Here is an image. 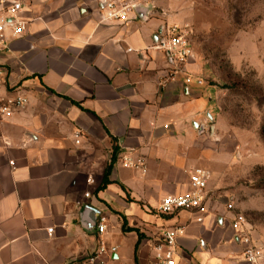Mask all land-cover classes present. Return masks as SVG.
<instances>
[{
	"label": "crops",
	"instance_id": "1",
	"mask_svg": "<svg viewBox=\"0 0 264 264\" xmlns=\"http://www.w3.org/2000/svg\"><path fill=\"white\" fill-rule=\"evenodd\" d=\"M18 1L27 24L0 49V93L28 100L0 121V264H79L97 244L80 222L83 205L106 220L103 237L116 247L106 264H150L173 227L176 264H249L215 200L226 151L204 136L211 97L170 77L160 20L133 11L110 20L106 0ZM114 146L110 182L97 191ZM127 152L145 159V174L121 165ZM199 167L211 173L206 211L159 214L161 198L188 191Z\"/></svg>",
	"mask_w": 264,
	"mask_h": 264
},
{
	"label": "rangeland",
	"instance_id": "2",
	"mask_svg": "<svg viewBox=\"0 0 264 264\" xmlns=\"http://www.w3.org/2000/svg\"><path fill=\"white\" fill-rule=\"evenodd\" d=\"M116 1L151 5L161 25L189 31L187 69L211 97L204 136L226 151L215 200L231 220L244 216L243 230L259 251L255 264H264V0ZM190 85H197L193 78Z\"/></svg>",
	"mask_w": 264,
	"mask_h": 264
},
{
	"label": "built area",
	"instance_id": "3",
	"mask_svg": "<svg viewBox=\"0 0 264 264\" xmlns=\"http://www.w3.org/2000/svg\"><path fill=\"white\" fill-rule=\"evenodd\" d=\"M22 3L18 0H0V49L7 45L8 37H18L26 29L27 22L19 17ZM104 12L108 19L119 20L126 19L132 12V5L116 0L104 1ZM161 37L158 40L157 47L165 52L171 71L170 77L175 74H181L186 84L190 83L191 76L186 70V64L192 56L189 46V31L177 25H162ZM6 75V69L0 64V87L3 85ZM197 85L202 84V79L194 78ZM27 97L18 91L11 93H0V121L10 117L17 109L22 108L27 103ZM80 132L74 133L75 142H79ZM122 166L139 171L141 174L147 172L145 159L141 155L131 152L120 155ZM211 173L208 169L199 167L191 171L189 175L190 189L183 193L167 194L163 196L157 207V212L161 215L174 213L175 211H191L198 215L206 211L205 207V189ZM87 197L88 194L85 193ZM200 219V218H198ZM245 218L241 213H236L231 220V227L238 232V237L244 245L242 255L244 259L255 264L259 251L255 246L249 243V238L243 230ZM107 225L103 216L96 217L93 231L96 234L97 244L95 249L88 252L85 258L79 264H106L107 259L115 252V246H108L104 239ZM51 231V229H48ZM180 228L173 227L166 229L158 243L155 245L154 259L150 264H176L177 237ZM106 257L107 259L105 260Z\"/></svg>",
	"mask_w": 264,
	"mask_h": 264
},
{
	"label": "water",
	"instance_id": "4",
	"mask_svg": "<svg viewBox=\"0 0 264 264\" xmlns=\"http://www.w3.org/2000/svg\"><path fill=\"white\" fill-rule=\"evenodd\" d=\"M150 9H151V5H143L141 3H136L132 5V11L142 21L147 20ZM208 117L211 118L209 114ZM192 125L193 127L197 128L200 131L203 130L202 124L193 122ZM98 213L99 211L96 208L89 205H83L80 208L79 211L80 222L87 231L89 232L92 231Z\"/></svg>",
	"mask_w": 264,
	"mask_h": 264
},
{
	"label": "trees",
	"instance_id": "5",
	"mask_svg": "<svg viewBox=\"0 0 264 264\" xmlns=\"http://www.w3.org/2000/svg\"><path fill=\"white\" fill-rule=\"evenodd\" d=\"M116 154H117V148L114 146L113 147V151H112V157H111V161L110 163L106 166L105 170H104V173H103V177H102V180H101V183L100 185L98 186L97 188V191L104 188L110 181L108 180V175L110 173V170H111V165L112 163L115 161L116 159Z\"/></svg>",
	"mask_w": 264,
	"mask_h": 264
}]
</instances>
